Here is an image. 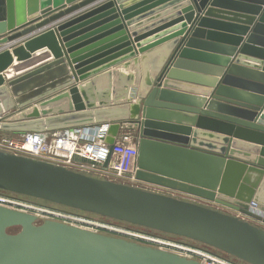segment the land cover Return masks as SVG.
Segmentation results:
<instances>
[{
    "label": "water",
    "instance_id": "obj_1",
    "mask_svg": "<svg viewBox=\"0 0 264 264\" xmlns=\"http://www.w3.org/2000/svg\"><path fill=\"white\" fill-rule=\"evenodd\" d=\"M263 3L242 5L249 10L240 15L218 11L240 6L232 0H0V131L50 133L108 124L104 143L112 146L122 124L135 126L137 181L264 223L249 211L251 202L264 206ZM214 13L238 20L224 26L235 32L226 37L231 43L199 41L204 29L217 24ZM202 46L219 48L224 57L195 51ZM44 50L50 61L6 79L14 64ZM202 58L220 67L215 79L184 71L186 60ZM0 190L264 264V229L192 202L1 151ZM36 221L0 206V264H198Z\"/></svg>",
    "mask_w": 264,
    "mask_h": 264
},
{
    "label": "built area",
    "instance_id": "obj_2",
    "mask_svg": "<svg viewBox=\"0 0 264 264\" xmlns=\"http://www.w3.org/2000/svg\"><path fill=\"white\" fill-rule=\"evenodd\" d=\"M3 118L4 117L0 118V122L3 121ZM107 129V124L102 125L101 129L92 135L88 134V131L84 128L64 129L50 133H20L18 135H6L4 132L0 131V151L63 166L92 177H94L92 174L95 173L98 175V177L96 176L95 178L146 190L147 188L142 186L149 185L135 179V172L137 170L136 161L138 159V136L137 139L134 140L130 132L124 133L116 139L112 146H109L104 143ZM178 193L187 195L180 192ZM191 202L199 204L195 201ZM206 202L209 203V201ZM214 204L218 205L217 203ZM199 205L237 217L244 221H247L245 218L252 219L240 212H234L230 209H228L231 211L229 214L218 208H212L209 205ZM254 206V203H251L249 205V211L253 215L258 216L254 214L255 212L252 210ZM258 217L264 218V215L261 214ZM131 236L139 240H147L146 242L151 241L158 243L159 245L154 244L160 247L158 250H165V252L176 254L185 259L187 258L185 255L191 254L197 257L196 262L198 264H233L225 258L211 256L199 249L187 247L182 244L157 241L142 235Z\"/></svg>",
    "mask_w": 264,
    "mask_h": 264
},
{
    "label": "rangeland",
    "instance_id": "obj_3",
    "mask_svg": "<svg viewBox=\"0 0 264 264\" xmlns=\"http://www.w3.org/2000/svg\"><path fill=\"white\" fill-rule=\"evenodd\" d=\"M18 64V63H17ZM132 135V139L136 140L138 133L135 132L134 130L130 131ZM139 139V137H138ZM94 177H98L97 174L93 173ZM149 186H142L144 188H147L146 191L162 194V195H167V196H173L177 198H181L184 201H195L196 203L203 204V205H209L212 208H218L226 213H231L230 210L220 207L218 205H215L213 202L207 203V200H200V198H195L194 196L190 195H182L179 194L178 192H175L174 190H170L164 187L160 186H155L148 184ZM254 203V202H251ZM253 211L255 212L254 214L260 216L261 214L264 215V206L259 205L254 203ZM0 206L6 207L9 209H13L16 211H20L23 213H28L37 218L36 223L38 225L43 224L45 221H55L58 223H62L65 225L69 226H74L77 228H82L87 231H91L93 233L109 236V237H114V238H120L124 239L130 242H135L139 245L142 246H148L151 248L158 249L160 247H157L158 244L155 242L151 241H144V240H139L136 237H133L131 235H142L147 238H151L157 241H162V242H171V243H177V244H182L187 247L199 249L211 256L215 257H221L227 259V261L233 263V264H246L243 263L235 258L229 257L217 250H214L212 248H209L207 246H204L202 244L183 239L180 237L168 235L165 233H161L158 231L150 230L147 228L143 227H138V226H133L127 223L123 222H118L112 219L108 218H103L94 214L90 213H84L78 210H73L70 208L62 207L59 205H55L49 202H45L42 200L38 199H33L29 197H24L20 195H15L11 194L8 192H4L0 190ZM247 222L264 229V224L258 223L252 219L245 218ZM19 231V229H11L9 232L12 234H15ZM138 239V240H137ZM152 243V244H151ZM159 245V244H158ZM165 251V250H163ZM190 254V253H189ZM191 255V254H190ZM190 255H185L187 257V260H197V257L190 256Z\"/></svg>",
    "mask_w": 264,
    "mask_h": 264
},
{
    "label": "crops",
    "instance_id": "obj_4",
    "mask_svg": "<svg viewBox=\"0 0 264 264\" xmlns=\"http://www.w3.org/2000/svg\"><path fill=\"white\" fill-rule=\"evenodd\" d=\"M233 3L238 4L240 6L237 5H229L227 6V8H221L218 9V11L224 12V11H228L230 13H236V14H244L247 15L245 12L247 11V9L249 10V8L244 7L242 5H253V3L255 2V0H232ZM260 8L262 9V11L264 10V3L260 6ZM69 19V18H68ZM211 19L214 20L215 26H210V28L208 29H204L203 31H205L206 36H204V40H199L202 41L203 43H208L211 45H216V46H222L224 45V43H231L230 40H228L226 37H234L236 36L233 30H230L229 28L224 27L226 24H230V25H236L238 24V20L230 15H220L219 13H214L211 17ZM224 24V25H223ZM49 30V29H48ZM47 28L44 29V32L48 31ZM40 33V32H39ZM38 33V34H39ZM42 33V32H41ZM211 33V34H208ZM36 35H32L29 36L30 38L34 37ZM29 39V38H28ZM1 47V46H0ZM225 47H229L227 45H225ZM197 49L200 50H195L198 53H203L209 56H214V57H224L222 56V54H224L222 52L221 49L219 48H209L206 46H202L199 47ZM51 55L50 53H48L47 51H40L36 54H34L32 56V59L29 60L28 62H23L22 64H14L9 70H7L5 72V77L6 79L8 78H12V77H16L22 73H25L27 71H30L36 67H39L42 64H46L48 61H50ZM187 63V65L184 67V71H187V73H189L190 75L197 77V78H201L204 80L207 79H215L214 78V74L216 71H218V69H220L219 66H217L216 64H211L209 62L204 61V59L202 58L201 60L199 59H195L193 61L190 60H186L185 61ZM200 84V83H198ZM197 89H202L203 87L200 85L195 86ZM102 125L105 124H101V125H97V126H92V127H79V128H84L88 131V134L92 135L93 133L95 134L97 131H99L102 127ZM108 125V124H107ZM109 128V125H108ZM73 129V128H72ZM131 130H134L135 132L138 133V130L135 126H130L128 124H122V127L119 131V134L117 136V139L124 133H128ZM108 131V129H107ZM3 132V131H1ZM4 134L6 135H18L20 133H9V132H4ZM107 136V135H106ZM138 136V135H137ZM138 166V159L136 161V167Z\"/></svg>",
    "mask_w": 264,
    "mask_h": 264
},
{
    "label": "flooded vegetation",
    "instance_id": "obj_5",
    "mask_svg": "<svg viewBox=\"0 0 264 264\" xmlns=\"http://www.w3.org/2000/svg\"><path fill=\"white\" fill-rule=\"evenodd\" d=\"M218 206H220V207H224V208H227V209H230L231 211H234V212H239V211H235L234 209H232V208H229V207H226V206H223V205H220V204H218ZM242 214V213H241Z\"/></svg>",
    "mask_w": 264,
    "mask_h": 264
}]
</instances>
